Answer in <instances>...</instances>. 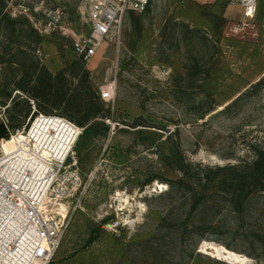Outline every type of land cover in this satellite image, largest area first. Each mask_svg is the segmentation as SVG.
<instances>
[{"label":"rangeland","instance_id":"1","mask_svg":"<svg viewBox=\"0 0 264 264\" xmlns=\"http://www.w3.org/2000/svg\"><path fill=\"white\" fill-rule=\"evenodd\" d=\"M5 1L17 23H0V79L12 91L0 122L15 132L43 113L80 126L87 107L99 119L96 97L114 119L81 146L79 179L66 177L63 196L49 199V184L38 181L45 201H55L62 240L51 260L36 264H264V191L231 198L225 189H200L208 192L186 231L173 222L191 200L176 195L179 172L166 159L170 133L195 165H243L264 150V0L240 30L234 24L251 13L229 0H152L147 12L126 16L120 42L87 63L72 49L88 31L82 0ZM45 120L1 140L0 154L19 137L48 163L46 143L74 129ZM136 120L151 126L134 128ZM169 214L174 221L163 223Z\"/></svg>","mask_w":264,"mask_h":264},{"label":"built area","instance_id":"2","mask_svg":"<svg viewBox=\"0 0 264 264\" xmlns=\"http://www.w3.org/2000/svg\"><path fill=\"white\" fill-rule=\"evenodd\" d=\"M152 0H82L86 8V22L88 31L80 34L72 41L74 53L84 62H89L95 57L103 46L109 42H120L123 23L129 13L142 14L146 12ZM231 5H240L246 12L255 13L258 0H229ZM249 22L240 21L234 24V30H240L247 26ZM102 99L109 96V92H101ZM47 116L60 117L74 129L75 138L70 135L71 140L67 142V147L59 148V153L50 156L47 166L50 168L45 172L44 183L49 184L47 197L51 193H57L58 197L67 192V185L63 187L68 176L73 185L77 184L78 157L75 149L83 127H80L61 115L47 114ZM34 120L27 128L23 126L15 132L9 129L10 136L20 131L30 133ZM55 130H53L54 132ZM73 137V138H72ZM19 153H17L18 155ZM4 154H0V214L2 212L11 213L12 216L21 213L24 217V225L19 233V241H25V249L28 251V259L32 264L46 262L53 258L61 240V227L52 216V211L47 219L41 208L42 200L39 191L33 188L31 179L34 178L28 165L18 169L13 167L10 171L9 161L15 159V153L11 157L1 159ZM25 162L27 159L20 156ZM39 158V157H38ZM32 159H34L32 157ZM9 168L6 169V166ZM59 186V187H58ZM64 189V190H63ZM54 200V199H53ZM9 248L19 249L18 242H11Z\"/></svg>","mask_w":264,"mask_h":264},{"label":"trees","instance_id":"3","mask_svg":"<svg viewBox=\"0 0 264 264\" xmlns=\"http://www.w3.org/2000/svg\"><path fill=\"white\" fill-rule=\"evenodd\" d=\"M7 6L5 0H0V23L7 22L11 24L17 23L16 20L10 18V16L4 11ZM149 7V6H148ZM148 11V8L146 12ZM134 15V13H132ZM37 34V33H36ZM39 37V35L37 34ZM40 39V38H38ZM30 61V67L36 69L39 65L38 62H33L32 59ZM45 69V68H44ZM50 78L52 79V75L50 74ZM53 80V79H52ZM22 88V87H19ZM12 97V91L7 89L4 78L0 79V105L6 106L7 101ZM96 113L95 116H100L99 119H94L93 117H88V107L85 112L87 113L86 118L79 122V125L83 127V132L81 133L79 140L76 145V151L80 154L81 146L85 144V142L90 139L96 137L100 131H105L109 128L107 119H113L111 112L109 109H105L102 101L99 97H96ZM14 100V99H13ZM85 104L87 106L92 104L91 99H86ZM41 109L40 105L38 104ZM28 112H25L27 115ZM40 117V119L50 120L51 118H60L56 116L49 117L47 114L40 113L36 117ZM36 117L32 119V121H36ZM50 118V119H49ZM114 120V119H113ZM127 124V123H126ZM10 127L14 128L16 125L14 123L9 124ZM132 127H149L146 121L136 120L131 124ZM171 137V146L166 155L167 164L174 171L179 172L177 178H175V183L178 184V188L176 189V195L179 192H182V196L185 201L191 200V207L188 213L183 216L177 217L178 219L173 222L174 218L169 214L168 216H163L162 222H180V224L187 231L188 220L190 218L191 211L195 209L196 206L200 203V201L205 198L206 193L200 189H212L213 187H217L220 189H225L224 193L231 198H236L245 194L246 192L253 191H264V150H259L256 158L251 163H246L243 165L237 164H224L218 166H203L202 164L195 165L191 162H188L185 158L184 152L182 150L181 144L173 138V134L170 133ZM171 188H173L172 181H168ZM235 189L237 191H235ZM175 189H171V194L174 193ZM181 202V201H180ZM173 218V219H172ZM94 237V235H93ZM196 248H194L195 252Z\"/></svg>","mask_w":264,"mask_h":264},{"label":"bare ground","instance_id":"4","mask_svg":"<svg viewBox=\"0 0 264 264\" xmlns=\"http://www.w3.org/2000/svg\"><path fill=\"white\" fill-rule=\"evenodd\" d=\"M51 119L52 121H57L56 118H51ZM68 127H69V124H68ZM70 127L72 126L70 125ZM63 133L64 135L67 134L66 131H64ZM73 137L75 138L74 133H73ZM69 140H71L70 137H68L67 139L60 138V140L50 139L46 143L45 149L47 152L50 153V155L58 154L60 151L59 148L67 147V142ZM14 153H15V159H11L9 161L10 166H12L10 168V171H12L13 167L21 169L25 167L26 165H28L30 168L33 169L32 174L34 178L31 179V182L33 184V188L39 191L40 198L43 201L41 208L43 210L44 216L48 219L50 217L48 212L53 210L52 205L55 203V201H52V202L45 201L44 190L39 189L38 181L42 179V177L44 176L46 172V169H49L50 167H47L46 162L41 161V158L35 152V144H33L31 140L25 141L19 137H14L5 146V155L1 159L3 160L7 157H11ZM17 153L19 154L17 155ZM20 156L25 157L27 161L25 162V160H23ZM32 157L34 159H32ZM8 168H9V165L6 166V169ZM59 204H60V207L57 208V210L59 211L60 214L64 216L66 214L65 206L63 203L59 202ZM23 225H24V217L21 213L15 214L14 216H12L11 213H6V212H2L0 214V261L2 263L4 264H32L29 261L30 259H28L29 257L28 251L24 247L25 241L24 240L19 241L20 239L19 233ZM11 242H18L20 250L15 251L14 248L10 249L9 246H11Z\"/></svg>","mask_w":264,"mask_h":264},{"label":"water","instance_id":"5","mask_svg":"<svg viewBox=\"0 0 264 264\" xmlns=\"http://www.w3.org/2000/svg\"><path fill=\"white\" fill-rule=\"evenodd\" d=\"M10 136L9 128L6 122L1 121L0 122V142L3 139H8Z\"/></svg>","mask_w":264,"mask_h":264},{"label":"crops","instance_id":"6","mask_svg":"<svg viewBox=\"0 0 264 264\" xmlns=\"http://www.w3.org/2000/svg\"><path fill=\"white\" fill-rule=\"evenodd\" d=\"M229 2V1H228ZM226 6V5H225ZM225 7H224V9H223V16H224V18L226 19V20H228L226 17H225ZM248 13V15H249V12H247ZM255 13H251V16H250V19L248 20V19H246V18H241V21L243 20V21H247V22H249V21H252V19H254L255 18ZM229 21V20H228Z\"/></svg>","mask_w":264,"mask_h":264}]
</instances>
